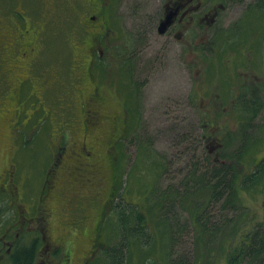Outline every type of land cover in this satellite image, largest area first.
Segmentation results:
<instances>
[{"label": "rangeland", "instance_id": "obj_1", "mask_svg": "<svg viewBox=\"0 0 264 264\" xmlns=\"http://www.w3.org/2000/svg\"><path fill=\"white\" fill-rule=\"evenodd\" d=\"M28 1L33 5L26 7L29 9L27 19L32 23L40 22L43 27L41 39L35 43L39 50L35 54L37 63L33 67L34 79L30 84L24 87L20 85L18 88V85L12 81L14 78L11 77L12 75L23 73L13 70L12 67L17 62L10 57L13 50L12 46L8 45V41L12 42L13 39H0V104L1 98L10 93V98L8 96L10 101L5 107V112L0 113V177H3L0 182L3 181L4 184L11 181L12 183L8 186L9 193L0 187V235L9 227L12 239L26 237L17 224L23 211L34 214L38 208L39 214L41 208L39 195L47 191V186L41 190L44 174L52 161L50 147L55 143H60L62 146L68 145L82 137H86L87 147L90 143L89 139L95 135L96 152L95 158L90 160V166L79 174L68 175L66 171L61 170L58 175L59 180L65 183L69 192L75 193L81 189L83 194L93 195L95 200L97 199L93 206H86L83 210L84 213H88L87 217L78 224H65L67 217L64 211L67 209L63 208V211L61 203L53 202L54 194L48 192L45 201L48 212L51 210L50 217L46 218V238L54 241L61 238L62 243V253H58L55 258L60 264H79L83 263V259L88 256L90 241L94 237L98 219V213L94 211L96 203L107 199L109 187L112 184L110 157L115 159V163L121 157L117 164V180H122V184L125 185L128 177L129 183L132 181L134 185H137L135 179L138 176H135V170L132 169L129 175L128 170L137 165L140 170H143V175L139 177L144 180L145 165L149 162L148 153L155 155L156 160L153 159V166L151 165L148 169L151 170V176L145 180L146 184L142 192L149 191V185L156 190L166 186H181L184 182L182 172H186L194 163H201L202 158L206 161L207 149L202 145L199 137L206 133V127L199 125L198 119H207V115L202 107L199 118V107L200 102L207 101L214 105L216 115L222 117V108L217 102L220 96H216L217 88L212 83L213 77H221L222 71L216 64H210L208 70L202 59H199L196 64L192 52L202 45L207 49L211 45L210 41L216 42L217 40L215 47H223L224 51L227 48V51L231 52L234 48L231 45L238 40L234 39L228 43L223 38L222 27L228 21L233 22L241 16L245 11V3L235 4L238 3L237 1L229 3L227 8L220 7L215 22L210 25L204 22V11L209 5L225 4V1L194 0V3L196 1L202 4L194 13L202 18L197 34H194L196 37L198 35V39H174L172 35L168 37L167 33L161 34L156 30L158 19L163 15L164 0H109L111 3L108 4L109 21L107 25L113 29L114 33L117 31L120 37L103 40L104 51L102 57H98L99 68L90 79L86 73L89 58L87 55L89 33L86 31H89L92 25L88 24L87 20L90 15H93V4H99L100 0ZM252 13L255 16V13L259 12L253 11ZM209 16L210 13H208V18ZM255 17H258L264 29V14L260 12ZM10 21L12 22L8 17L0 15L2 30L10 29ZM252 21L250 25H256L257 21ZM210 37L217 38L210 39ZM28 40L33 43L34 39ZM6 45H8L7 49H5ZM258 46L260 47L257 52L258 58L264 60L263 40L261 44L258 43ZM202 50L205 55L219 54L218 51L213 53L208 49L202 48ZM234 51L238 52L239 46ZM104 52H116L113 55L114 60L109 59L106 69L102 68L101 61L104 60ZM2 54L7 58L6 63L1 61ZM196 56L199 57L198 54ZM125 58H127L126 63ZM9 68L12 70H7ZM118 68L121 69L123 75L120 74ZM217 68H219L218 72H216ZM108 70L109 74H107ZM258 70L262 90L255 89L248 95L252 98L256 97L261 107L255 118L245 120L243 124L244 132L248 137L246 139L249 141L257 139L254 152L249 151V153L260 157L264 155V71L261 67H258ZM115 71L118 73L115 74ZM124 75H126L127 83H125ZM31 91L39 96V99L28 95ZM93 92H98V99L95 101L90 100ZM218 92L226 96V100L233 98L236 93L233 89L224 90V93L219 89ZM199 96H202L204 100L199 101ZM85 98L89 100L87 108L96 111V128L91 126L89 129L90 126L83 125L86 106L83 107L81 100ZM196 98L199 103L194 105L197 103ZM16 104L17 107H22V112L16 110L17 119H12L10 116ZM226 115V125H223V128L235 129L240 123L236 119L237 111L230 109ZM212 117L210 114L208 119ZM24 121L26 122L25 128H21L20 125ZM215 124L219 126L218 123ZM16 127H20L19 130ZM230 136L227 135V139ZM116 139L121 142L116 144ZM240 145L238 144V147ZM229 148L230 150L236 149L237 143H233ZM99 159H101L100 162ZM94 162L98 165H93ZM126 185L129 188L124 186V193L130 202L140 201L151 207L154 198L144 199V194L139 192V185L133 190L130 189L129 184ZM188 186L192 187L191 184ZM12 188H14L13 192H11ZM240 193L242 195L239 196V200L242 205L238 210H241L245 216L252 214L257 219L256 221L263 220L264 175L255 191L246 192L242 189ZM121 196L125 200L124 194ZM116 197H118L117 194L115 200ZM156 198L160 199L159 196ZM169 206H172V209L168 214L171 217L168 224L173 230L168 245L170 250H166L167 241H158L156 234L148 231L149 236L147 237L151 239L152 245H149L147 250L139 252L138 256L134 246L129 247L130 252L134 251L132 255L126 249L122 250L124 257L125 255L127 258L131 256L130 260H134L137 256V261H132L130 264H166L162 257L166 251H170L168 256H164L166 260L180 256L191 257L196 254L193 227L187 219L188 211L182 208L185 204L173 200L172 205H164L163 208L161 206L162 214L165 215ZM211 209L212 215L220 212L216 204ZM159 213L157 208L151 211V219L154 223L159 220ZM224 214L230 216L232 212L229 209ZM168 215L165 216L168 217ZM109 217H111L110 214ZM178 220L183 225L179 226ZM254 223L255 221L247 223L249 229ZM146 226L153 230L148 221ZM228 226L227 223L220 229V235L213 237L212 245L206 246L213 249L211 253H206V264H226L225 256L231 251L234 242L239 239L237 231L242 227L240 224L235 227V230L233 228L232 232H229ZM104 227L106 228L102 239L105 240V236H108L109 247L111 245L120 246L122 237L120 235L111 236L108 226ZM146 231L144 230L143 233ZM1 241L0 238V245ZM28 241L30 242L29 238H23L20 244L28 243ZM110 253L107 256L108 259ZM144 255L148 258L147 262L143 260ZM101 258L104 259L103 264H112L110 260H105V256ZM89 263L88 258V262L84 264Z\"/></svg>", "mask_w": 264, "mask_h": 264}, {"label": "trees", "instance_id": "obj_2", "mask_svg": "<svg viewBox=\"0 0 264 264\" xmlns=\"http://www.w3.org/2000/svg\"><path fill=\"white\" fill-rule=\"evenodd\" d=\"M100 3H103V0H100ZM105 33V32H104ZM103 34V32H102ZM103 34L102 36H104ZM93 39L88 40L87 47H90V44ZM103 40V39H98ZM202 44V43H200ZM203 49L207 50L206 48L200 46L199 49H195L199 55V58L202 59L204 62L207 58V55L203 53ZM105 57L104 60L102 59V68L106 69L108 67L107 63L110 60H114L113 55L116 54V52H104ZM118 55V53H117ZM110 59V60H109ZM126 60V61H125ZM125 63L127 62V58L124 59ZM100 64V62L98 63ZM211 64V63H210ZM210 64L208 67V70L210 68ZM220 68H222L221 64H218ZM87 67L89 70L86 71L87 76L91 79L93 76V71H91L90 62L87 64ZM101 68V69H102ZM100 69V70H101ZM102 69V70H103ZM111 68H109L110 70ZM119 69L120 74L121 69ZM109 70L108 73L109 74ZM92 73V74H91ZM118 73L115 71V74ZM123 75V73H122ZM91 76V77H90ZM125 76V83L126 81V75ZM106 83V82H105ZM18 85V84H17ZM10 94V93H9ZM9 94H7V101L6 98H1L2 102L0 104V110L5 112V107L9 103ZM98 92H93L92 96H90V100H97ZM107 94V93H106ZM6 95V94H5ZM4 95V96H5ZM30 95L32 98H37V95L31 91ZM9 96V98H8ZM226 97V96H225ZM201 96H199V99ZM203 99V98H202ZM226 99V98H225ZM198 102V98H196ZM204 100V99H203ZM229 100V99H227ZM83 102L86 108L84 109L85 114L83 118V125L84 126H93L97 127V117H96V111H92V109L87 108L89 100L87 98L82 99L81 103ZM106 104L107 101H105ZM205 102V101H204ZM199 103V102H198ZM110 104H112V101H110ZM206 106V104H204ZM261 107V104L258 102H251L245 104L243 107H237L234 108V110L237 111V121L240 122L236 129H226L225 132L227 135H231L227 139V135H223V133L217 132V134L222 137V145L221 147V153L218 155V159H215L214 161L211 160V157L208 156L205 157L206 161L201 159V163H194L190 167V169H187L186 172H182L181 176L183 179V183L181 186H166V187H160L158 190L154 189L153 186L149 185V191L142 192L143 186L146 184L145 180L151 176V170H148L151 168V165L153 166V159H155V155L152 153H148V165L146 166V169L144 170L145 178L143 180L142 177H139L140 175H143V170H140L137 165L135 167H132L128 171V175L132 169L135 170V176L137 185H134L131 181L129 183V178H126L125 185L122 184V180L118 181V173H117V164L119 160L117 159V163L114 162V158L110 157V177H111V187H109V194L106 200L100 201L96 203L95 212L98 213V219L96 222V226L94 229V237L90 241V245L92 247L91 250L88 252V258H89V264H103L104 259L102 260L101 256L106 257L105 260H110L112 264H130L132 261H137V256L139 252L145 251L148 249V246L151 244V239H149L147 236H149L148 231H152L156 234L158 241H167V247L166 250H170L168 245L170 244V239L172 236V229L171 225L168 224V221L170 222L171 217L168 215L169 211L172 209V206L167 207L165 215H168V217L162 214L163 206L172 205L173 200L185 204V206L182 208L186 209L188 211V221L190 226L193 227L194 231V246L195 249V255L193 254L190 256L185 257H177L175 259H165V255L168 256L169 252H165L166 254L163 255V261L166 262V264H206V253L211 251L213 249L207 248V245H212L213 237L217 236L220 233V229L224 227L227 223L229 224L228 231L232 232L233 228L239 226L241 224L242 227H240L237 231L239 239L234 242V246L231 248V251L228 253L227 256H225V262L226 264H264V219L256 221L257 219L252 216V214H248L246 217L241 210H238L241 208L242 203L239 200V196L242 195L240 193V190L245 189L246 192L255 191L258 188V182L262 179L264 175V155L257 157L252 153H249V151L255 150V144L257 139H251L250 141L246 139L247 135L244 132V124L245 120L249 121L256 117L259 109ZM14 109V108H13ZM22 112V107H17L14 109L13 114L10 116L12 119H17L15 117L18 113L17 111ZM89 112V113H88ZM44 114V113H43ZM1 115V114H0ZM24 115H28V113H24ZM31 116V114H29ZM30 118V117H29ZM11 123V122H10ZM13 124L15 122L12 121ZM11 124V126H13ZM26 122L24 121L20 127L25 128ZM9 126V125H8ZM213 126H217V124L213 123ZM20 127H16L18 130ZM13 130V128L9 127ZM16 129V130H17ZM264 136V135H263ZM122 138V137H121ZM248 138V137H247ZM82 143L86 145V140L83 138L79 139ZM117 140V139H116ZM76 141L71 142L70 144L66 145L68 149L75 148ZM115 141V140H114ZM118 142H121L119 139L117 140L116 144ZM233 143H237V148L234 150H230L229 146H231ZM238 144H241L240 147H238ZM263 144V143H261ZM202 145L205 146V141L202 143ZM57 144L55 143L52 147H50V151L56 150ZM119 148V147H118ZM88 150V146L85 148ZM207 149V148H206ZM154 151V150H153ZM96 152V150H95ZM94 154V153H93ZM95 158V154L93 156ZM92 158H88L85 162L87 164L82 167L80 170H73L72 168L66 171L68 175L70 174H79L81 171L86 169V167L90 166ZM101 159H99L100 162ZM156 160V159H155ZM93 165H98L94 162ZM100 165V163H99ZM116 169V170H115ZM114 170H115V176H114ZM6 177H8L6 175ZM47 177V174H44V179ZM0 177V181L2 180ZM43 179V180H44ZM78 179V178H77ZM75 179V180H77ZM120 179V178H119ZM59 180V177L56 179V181ZM60 181V180H59ZM60 184V187H58V191L60 192V197L57 199L56 194L53 196V202L54 203H61L62 206H72L76 210V215L82 214V217H86L88 213H84L83 210H85L86 206H93V204L96 202L93 195H85L81 191V189L77 192H69L67 189V186L65 183ZM124 183V181H123ZM10 182H5L3 184V181L0 182V187L3 191L6 193L10 192V189L8 188L9 185H11ZM126 184L130 185V189H136L138 185L140 186L139 192L143 193V198L148 200L151 198H154V201L151 205V207L148 204L142 203L140 201L138 202H130L127 197L125 196V188L124 186H128ZM188 184H191L192 187H189ZM124 185V186H123ZM127 189L129 187H126ZM181 188V190H180ZM126 189V191H128ZM191 189V190H190ZM44 190V189H43ZM154 190V191H153ZM153 191V193H152ZM116 194L118 197L115 200ZM125 197V200L123 199V195ZM161 199H157L158 197ZM164 203V205H163ZM219 208L220 212L217 215H212L211 213V207L215 205ZM162 206V208H161ZM159 209V220L156 221V223L153 222L151 219V211L154 209ZM232 212L230 216L224 214L226 210H229ZM83 211V212H82ZM243 212H245L243 210ZM247 212V211H246ZM234 213V214H233ZM248 213V212H247ZM109 214L111 217H109ZM237 215V216H235ZM117 216V217H116ZM112 219V220H111ZM114 219V220H113ZM118 219V220H117ZM167 219V221H166ZM242 220V221H239ZM149 222L151 224V227H153V230H150L146 226V222ZM177 221V219H176ZM255 221L253 227L249 229L250 227L247 226V223ZM114 222V223H112ZM178 220V225L181 226V222ZM177 225V227H178ZM104 226H108L110 235L115 237L117 235H120L122 237V244L120 246H110L109 247V237L105 236V240H103V233L105 232ZM144 230H147L143 233ZM130 234V235H129ZM145 234V235H144ZM220 235V234H219ZM152 238V237H151ZM167 239V240H166ZM124 240V241H123ZM173 241V238H172ZM106 242V243H104ZM31 246L29 247H23V248H17L10 254V262L11 264H31L34 260V249L35 246L38 244L37 240L32 241ZM134 246V250H136L137 256H135L134 260H130V257L127 258V256L122 254V250L126 249L128 252L129 247ZM145 246H147L145 248ZM104 250L105 253L103 252ZM110 253L109 259L108 255ZM134 252V251H133ZM133 252H130L132 255ZM92 257V258H91ZM147 256L144 255L143 260H146L147 262ZM109 263V261L107 262Z\"/></svg>", "mask_w": 264, "mask_h": 264}, {"label": "flooded vegetation", "instance_id": "obj_3", "mask_svg": "<svg viewBox=\"0 0 264 264\" xmlns=\"http://www.w3.org/2000/svg\"><path fill=\"white\" fill-rule=\"evenodd\" d=\"M224 1L225 4L209 5L208 9L204 11L205 23L212 25L215 22L218 12L220 11L219 8H227L231 2L238 1V3L235 4L242 5L245 3V11L236 20L233 22L228 21V23L222 27L224 32L223 38L226 39L228 43H231L234 39L238 40L235 42V44L231 45L234 47L231 52H228L227 48H225L224 51L223 47H215L214 44H217L218 40L216 42L210 41L211 45L207 47L208 51L213 53L218 51L219 54L211 55V53L207 55L205 60L206 65L209 66L211 63L216 64L217 66H219L218 64H221L222 66V68H220L222 71L221 77L218 78L214 76L212 81L213 86L217 88L216 96H220V100L218 99L217 102L222 108V117L220 118V116L216 115L214 105H211V103L207 101L200 102L201 105L199 107V118L202 113V107L205 109V114L207 115V119H198L199 125L206 127V133H203L199 137L201 138L202 143L205 141V147L207 148L206 151L208 156L211 157L212 161L218 159V155L221 153L220 147L224 149L221 142V137L217 134V132L227 135L225 132L227 128H223V125H226V114L230 111V109L240 106L243 107L247 103L259 101L256 99V97H249L248 93L254 92L255 89L262 90L259 82L261 76L259 75L260 71L258 70V67H261L264 71V60L262 58L259 60V54L257 53L260 48L258 43L261 44L263 40L264 44V29L262 28L260 21L257 19L258 17H255L258 16L260 12L264 14V0H228V5L227 0ZM30 3L31 2L28 0L0 1V15H4L12 20V22H9L11 26L10 29L6 28L2 30L3 26H0V39H13L12 42L8 41V45H11L13 50V53L10 54V57L13 58V61L17 62L15 65H12V67L13 70H19L23 73L11 76L14 77L12 81L18 84V88L20 85L24 87L27 84H30L34 79L33 67L37 63V57L35 54L39 50L37 46H35V43L37 40L41 39V30L43 29L40 22L35 21L32 23L27 19L29 9L26 7H31L33 5ZM109 3H111V1L103 0L102 4H93V15H90L89 20H87V23L92 25L91 29L86 31L89 33L88 39H93L90 47L87 49V55L89 56L87 64L90 62L89 68H91L90 70L93 71V73L99 68L98 63L100 60L98 57H102L103 55V40L111 38L119 39L120 37L117 31L114 33L113 29L109 28L107 25L109 21L107 15ZM201 5V3L198 4L196 1L194 3V0H164V3L162 4L163 15L158 19L156 30L158 31V25L163 19L164 15L166 13H172L170 24L166 27L164 32H161V34L167 33L168 37H171L172 35L174 39H198V35L196 37L194 34H197V28H199V23L202 21L200 19L202 18H199V16L195 15L194 13L197 12ZM253 11L259 13H255V16H253ZM208 13H210L209 18ZM252 20L257 21L256 25H250V23L253 22ZM102 32L105 34L104 36H102ZM158 33L160 32L158 31ZM216 38L217 37H210V39ZM28 39H34L33 43H30V40ZM98 39L103 40L101 41ZM8 45H6L7 47L5 46V49L8 48ZM193 45L195 44L193 43ZM235 46H239L238 52L234 51L236 48ZM197 53L198 52L196 50L192 52L196 64H198L200 59L196 56ZM1 61L4 63L7 62V58L4 54H2ZM93 69H95V71ZM7 70L11 71L12 68ZM87 70L89 69H86V71ZM218 71L219 68L216 69V72ZM209 80L210 77L208 76V81ZM219 89L222 91V93H224V90L227 91L228 89H233L236 93L233 98L226 100V97L218 92ZM242 92L247 94L244 95ZM5 98H7V94L3 97V99ZM37 98L39 99V96H37ZM201 100H203L202 96L199 101ZM197 104L198 102L194 105ZM204 104H206V106H204ZM210 114L213 117L208 119ZM15 117H17V115ZM212 122L218 123L219 126H213ZM89 129H91V127ZM82 138L87 141L86 137ZM89 141L90 143L88 144V150L85 149L86 145L79 139L76 141L74 149H68L66 145L62 146L60 143H56V150H52L51 152V166L45 172L47 177L44 179L43 187L41 188V190H43L47 186V191H43V193L39 195L38 199L39 202H41L39 214L38 208L34 214L23 211L20 215L21 219L17 224L19 229L24 231L23 235H26V237L23 238H29L30 242L28 241V243L20 244V240L23 238L12 239L11 233L9 231L10 228L7 227L4 233L0 235V238L2 239L0 245V264H11L10 254L17 248L19 249L33 245V240H37L38 244L35 246L33 254L34 260L31 264H60L55 256L58 253H62L61 238H58L56 241L46 238V218L47 216L50 217L51 210L48 212V208L45 206V201L47 199L48 192L53 193L54 195L56 194L57 199L60 197V192L57 188L60 187L62 182L59 180L56 181V179L58 178L59 172L61 170L65 172L72 168L73 170L78 171L87 164V162L84 163V161H86L88 158H93L97 144L95 135L91 137ZM13 191L14 188L11 189V192ZM61 207L62 210L63 208L67 209L66 211L63 210L64 215L67 217L65 224H78L87 217H82V214L76 215L77 209L72 206L61 205ZM32 222L33 224H31ZM91 249L92 247L89 245L88 251ZM87 257L83 259V263L80 262L79 264H84L86 261L88 262Z\"/></svg>", "mask_w": 264, "mask_h": 264}, {"label": "water", "instance_id": "obj_4", "mask_svg": "<svg viewBox=\"0 0 264 264\" xmlns=\"http://www.w3.org/2000/svg\"><path fill=\"white\" fill-rule=\"evenodd\" d=\"M171 18H172V13H166L163 17V19L160 21L159 25H158V31L164 32V30L166 29V27L170 24L171 22Z\"/></svg>", "mask_w": 264, "mask_h": 264}]
</instances>
